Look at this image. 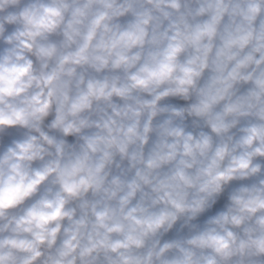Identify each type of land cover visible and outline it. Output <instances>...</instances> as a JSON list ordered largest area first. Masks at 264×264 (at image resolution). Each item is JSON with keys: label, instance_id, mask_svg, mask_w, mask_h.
<instances>
[{"label": "clouds", "instance_id": "1", "mask_svg": "<svg viewBox=\"0 0 264 264\" xmlns=\"http://www.w3.org/2000/svg\"><path fill=\"white\" fill-rule=\"evenodd\" d=\"M0 264H264V0H0Z\"/></svg>", "mask_w": 264, "mask_h": 264}]
</instances>
